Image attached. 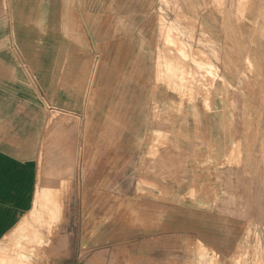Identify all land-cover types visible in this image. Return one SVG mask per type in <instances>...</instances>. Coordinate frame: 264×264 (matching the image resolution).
<instances>
[{"label":"crops","instance_id":"1","mask_svg":"<svg viewBox=\"0 0 264 264\" xmlns=\"http://www.w3.org/2000/svg\"><path fill=\"white\" fill-rule=\"evenodd\" d=\"M187 2L198 15L183 12L202 21L209 38L228 39L232 57L246 62L250 56L252 74L244 63L233 60L227 66L235 78L224 67V77L219 74L229 88V102L240 101L244 112L242 106L239 112L231 105L229 111L206 106L213 90L206 87L219 81L203 79L194 63L172 54L161 36L163 14L145 0H0V240L25 220L30 224L23 230L33 227L34 221L40 227L50 224L62 206V166L49 168L40 177V188L35 189V183L48 121L52 114L63 113L85 114L89 129L83 209L70 210L66 229L69 239L85 248L78 264H208L211 249L227 261L247 246L249 223L239 213L229 214L234 206L226 198L218 205L206 200L202 193L208 180L201 168L186 162L184 173L177 176L157 171L163 145L167 158L169 149L192 154L197 144L204 143L200 154H207L204 160L210 165L213 144L230 158L228 167L220 168L222 173L231 172L236 163L239 167L244 187H227L229 195L233 190L236 197L248 196L251 205L257 203L258 191L264 189V106L259 105L258 114L248 109L253 94L243 74H254L252 87L261 91L264 0H249L244 24H256V31H240L239 36L231 26L233 20L222 29L220 19L204 9V0ZM169 20L179 23L178 17ZM185 25L182 38L193 44L190 38H200V32L185 30ZM164 52L167 59L197 73L192 95L186 93V80H170L165 68L159 78L158 55ZM237 72L242 73L239 81ZM174 83L180 91L173 90ZM155 113L162 124L170 125L169 130L157 129ZM228 114V134L234 140L230 145L224 131ZM146 151L148 173H143L139 167ZM45 183L50 187L47 209ZM194 191L200 192L198 200H193ZM30 213L36 218L28 217ZM199 241L209 248L206 258H201ZM22 246L26 249L25 243Z\"/></svg>","mask_w":264,"mask_h":264},{"label":"rangeland","instance_id":"2","mask_svg":"<svg viewBox=\"0 0 264 264\" xmlns=\"http://www.w3.org/2000/svg\"><path fill=\"white\" fill-rule=\"evenodd\" d=\"M147 6L152 7V9L156 10L158 13L163 14L160 17V29L162 39L164 40V44L166 47L169 48V50L172 52V54H176L177 58L179 60H187L191 61L195 64L196 68L200 71V76L207 80L213 82V77L207 72L208 68L213 70V72L218 74H222V67L226 69V73L228 75H231L235 78L234 71L230 70L227 66V63L232 60L240 65L241 63H244V66H246L247 70H250L249 72L252 74L251 66L252 60L250 56L246 57V62L243 60H240L239 56L232 57L228 53L229 45H228V39L223 41V38H217V41L212 40L209 38V34L206 31L205 24L198 20L197 18H194L192 16H187L183 11L186 10L189 13H195L194 10H192V7L188 6L187 0H145ZM201 2L203 0H200ZM239 1V2H238ZM241 1V3H240ZM249 0H212L211 3H209L207 0H204L205 2V10H209L210 14H214L217 16V18L220 19V25L226 27V25H230L231 23H227L228 20H233V23L231 26H233V29L237 31L238 36L240 35V31H250L253 30L256 31L257 25L254 23H249L247 25L244 24L245 21V13L246 8ZM222 2V3H221ZM181 4H184L183 6H180ZM240 3V4H239ZM190 4V2H189ZM240 5V6H239ZM185 6V7H184ZM246 6V7H245ZM201 9V8H200ZM242 12V13H241ZM239 16H238V15ZM184 16L182 19L181 16ZM198 15V14H197ZM196 15V16H197ZM178 17L179 23L169 20V18H173L174 20ZM168 18V19H167ZM236 18V20L234 19ZM182 20L184 22H182ZM235 20V21H234ZM186 24V25H185ZM166 25H174L179 30V34L175 36L176 38H172L169 36L168 30L170 29ZM181 25H185L183 27L186 29H191L195 32H200V38L197 36L190 38L192 45L194 46L192 49L190 47V43L185 42V40L182 38L184 35V31L182 30ZM264 25V24H263ZM228 27V26H227ZM260 27V26H259ZM263 27V26H262ZM167 29V31H166ZM219 29V28H218ZM221 29V28H220ZM264 29V27H263ZM254 34V32H253ZM182 39L183 42L180 41ZM214 41V42H213ZM178 42V43H177ZM182 44L180 46H183L182 48L178 46L179 44ZM178 44V45H177ZM188 45V46H187ZM195 45H199L202 48L206 50H200L197 49ZM179 47V48H178ZM178 48L179 50H177ZM228 48V49H227ZM172 49V50H171ZM189 51V52H188ZM205 53H204V52ZM188 52V53H187ZM164 60L162 67H167L166 71H169L168 68L172 70V78L173 80L177 79L179 81H185L188 82V74L185 76V78L178 77L175 72H183L184 70H189L188 68H185L180 65L179 61L177 60H169L167 59V55H165L164 52ZM204 56V57H203ZM213 60L218 68H216L215 64H212ZM166 62V63H165ZM192 76L194 77L195 84L197 83V73L191 70ZM236 78L240 79V76H242V73L237 72ZM243 76L247 79L249 85L247 87L248 91L251 92L252 99H248V102L250 106L248 105V109L250 111H253V114H258L259 112V105L264 106V87L260 89L256 87H252L251 80L254 78V74L249 78L245 74ZM163 77H164V69H163ZM171 77V76H169ZM187 77V78H186ZM224 77V76H223ZM180 78V79H179ZM215 81V80H214ZM217 82V80L215 81ZM220 84V79H219ZM228 84V83H227ZM230 86V85H228ZM209 89V86L206 87ZM227 88V87H226ZM190 93H194V87L193 88H186ZM223 89V87L221 88ZM218 86L213 87L211 99H207V101H211V107L208 106V103L206 101V106L210 109H218L229 111V106H235L236 110L239 112L241 111V106L243 107V112L246 109L244 105L241 104V102L234 101L229 102L230 98H225L222 96L220 98V95H223V91ZM228 89V88H227ZM240 89V88H238ZM220 90V91H219ZM219 91V92H218ZM263 94V96H262ZM229 95V91H228ZM217 99L219 102H217ZM240 104V106H238ZM250 107V108H249ZM79 117L75 118L72 117L68 119L63 127H57L55 129H46V133L42 139V142L40 144V149L38 152V174L36 178L35 183V189L40 188V177L43 178L45 172L52 168L53 166H62L67 167L66 168V175L61 174V179L64 181L63 183V191L60 195L62 206L56 213V216L54 215V218L51 220L50 224L47 225H39L38 222H33V227L29 226L25 230L21 229H15L14 234L11 235L8 234L4 236L0 240V251L1 249H5L9 253L12 252L13 248L19 247L14 245V243H25L26 244V254H28L31 257V260L28 262V264H56V262L59 261H65V264H78L81 259L85 257V248L82 246H79V242L76 243L75 240L69 239V232L66 230L68 228L69 220H70V210L77 207L78 209H83V194L86 190L84 186V177L82 174L83 164L85 158L81 156L79 153V147L81 143L89 144V138H88V130L86 126H82V119L80 116L83 114H78ZM223 116V114H220ZM153 124L155 125L157 129L160 128H166L169 130V126L167 124H162L159 121V115L153 114ZM78 121V122H77ZM69 122V123H68ZM73 124L71 127L74 128V136L70 139L67 137L65 133V127H70V124ZM229 114L227 115V122L224 123V131L225 136L227 139V144L230 145L234 142L233 137L231 134H228L229 129ZM84 127V128H83ZM82 131L84 132V136L82 135ZM259 138V135L255 131L254 135V141H256ZM71 140V141H70ZM73 140V141H72ZM160 140L157 141L158 147L161 145ZM72 143V144H71ZM75 146V148H74ZM163 156L162 159H158V171L157 173H161L162 170H169L170 176H177L182 173H184V170L186 168V162L191 166L192 168H201L203 170V177H206V180H208L206 184V188L203 195H205L207 201H213L216 205L223 204V199L226 198L228 201L229 206H234V210L231 211L229 214H237L239 213V216L244 218L251 227L247 231V237L246 242L248 243L247 246H242L238 252L231 257L229 260H224L220 254H216L215 250L211 249V257L208 264H264V189L261 191H258V201L257 203L250 204V199L248 196L246 197H236V193H234L233 190H231V193L229 195L228 188L229 186L238 185L239 187H244L243 181L239 178V167L237 163L235 164L236 167L231 169L230 171H227V173L221 172L220 168L222 166L228 167V163L230 164V158L227 156L225 151H221L218 148L210 150L208 155L213 158L210 165L207 166H200V163L204 162L205 157L201 154L203 153V149L205 148L204 143H200L196 145V151L192 154L177 152L174 150L169 149V154L166 157H164L165 153V146L163 145ZM74 148V149H73ZM213 148V147H212ZM154 152L153 151V158H154ZM201 153V154H200ZM161 156V155H160ZM158 153V158H161ZM234 162V160H233ZM168 163V164H167ZM140 171L143 173H148V155L146 151V156L144 157V162L139 167ZM153 172L155 170L153 169ZM61 179H60V185H61ZM237 180V182H235ZM213 182L216 183L213 184ZM200 192L194 191L193 195L198 200ZM227 204V203H226ZM252 206V208H251ZM30 212V211H29ZM28 212V213H29ZM34 216V217H33ZM36 213H30L28 217L31 219L36 218ZM73 222H74V215H71ZM36 232V234H35ZM37 235V236H36ZM18 237V238H17ZM41 237V239H40ZM72 238V237H71ZM36 241H42V244L40 246H32L35 244ZM32 244V245H31ZM204 244L202 241L198 242V246L200 247L201 251V258L202 255L205 256L208 254L207 251L209 248H207V245L204 244V247L202 245ZM10 248V249H9ZM35 248V249H33ZM209 258V257H208ZM83 264V263H82Z\"/></svg>","mask_w":264,"mask_h":264},{"label":"bare ground","instance_id":"3","mask_svg":"<svg viewBox=\"0 0 264 264\" xmlns=\"http://www.w3.org/2000/svg\"><path fill=\"white\" fill-rule=\"evenodd\" d=\"M239 2V1H238ZM237 2V3H238ZM249 2V1H248ZM222 3V2H221ZM240 3H241V1H240ZM239 3V4H240ZM246 4H248L247 2H246ZM240 6V5H239ZM248 6V5H247ZM246 7V6H245ZM144 9V8H143ZM247 9V8H246ZM242 13V12H241ZM238 15V14H237ZM239 16V15H238ZM167 27H169L170 29L168 30V32H169V36H171L172 38H176L175 36H177V34H179L178 32H179V30L177 29V27H175L174 25H166ZM162 31V30H161ZM166 31H167V29H166ZM254 31V30H253ZM251 35V34H250ZM180 41L181 42H183V45L185 44L184 43V41L182 40V39H180ZM178 43V42H177ZM165 44H166V42H165ZM178 45V44H177ZM180 45H182L181 43L178 45V46H180ZM185 46L186 45H184V47L183 46H180L181 48L183 47V48H185ZM188 46V45H187ZM190 47H191V49L194 47L192 44H190ZM179 48V47H178ZM178 48H176L177 50H179ZM172 50V49H171ZM189 52V51H188ZM187 52V53H188ZM204 52V51H203ZM205 53V52H204ZM164 55V54H163ZM158 57H159V62H158V74H159V78H161V77H163V69L165 68V70H167V67H165L164 66V68L162 67V64H163V58H164V56H162V55H158ZM170 57V56H169ZM204 57V56H203ZM96 58V57H95ZM98 58V57H97ZM169 59V58H168ZM173 60H174V58H172ZM98 64H99V61L97 60L96 62H95V65H94V67H93V70H92V73H93V76L95 77V73H96V68H97V66H98ZM213 64V63H212ZM184 66V65H183ZM169 69V71H167L168 72V74L171 76V77H169V79L171 80L172 79V81H174L173 80V76L171 75L173 72H172V70L170 69V68H168ZM191 69V68H190ZM207 72L213 77V82L212 83H214L216 80L217 81H219V79H220V84L219 85H217L220 89L223 87V89H221L222 91H223V95H220L221 97L220 98H222V96H224L225 98H229V95H228V89L226 88L227 86L225 85V80L223 79V77H221L219 74L217 75V73H215V72H213V70H211L210 68H208V70H207ZM171 73V74H170ZM175 74L178 76V77H180L181 79L182 78H185V76H187L186 74H188V82H187V85L188 86H186V88H193L194 86H195V80H194V77L192 76V73H191V70H184L183 72L181 71V72H179V73H177V72H175ZM179 78V79H180ZM187 78V77H186ZM215 80V81H214ZM92 83V82H91ZM157 83V82H156ZM165 83V82H164ZM169 84V83H168ZM163 85V84H162ZM157 86V85H156ZM180 86V85H179ZM90 87V86H89ZM178 87V84H175L174 83V85H173V90L174 91H180V89L179 88H177ZM179 89V90H178ZM209 89H213V88H209ZM234 89V88H233ZM90 90V89H89ZM92 90V89H91ZM234 90H236V89H234ZM220 91V90H219ZM218 91V92H219ZM237 91V90H236ZM183 93V92H182ZM237 93V92H236ZM240 93V92H239ZM88 94H90V93H88ZM181 94V93H180ZM191 95H192V93H191ZM87 96V95H86ZM182 96V95H181ZM184 96L186 97V95L184 94ZM190 96V95H189ZM197 96V95H196ZM89 97V96H88ZM85 101H86V99H85ZM87 102V101H86ZM217 102H219L218 101V99H217ZM238 102H240V101H238ZM88 103V102H87ZM207 103H208V106L210 107V108H213V106L211 107V104H212V102L209 100V101H207ZM242 103H244V102H242ZM238 106H240V104L238 105ZM186 112V111H185ZM173 113V112H172ZM156 114H158V113H155V115ZM159 115V114H158ZM48 117V116H47ZM72 117H75V118H78L79 117V115L78 114H63V113H59V114H52V116L50 117V119H49V121H48V124H47V127H49V128H57V127H63L64 126V124H65V122L68 120V119H70V118H72ZM80 118L83 120V119H85V114H83L82 116H80ZM47 119V118H46ZM233 120V119H232ZM231 120V121H232ZM78 122V121H77ZM180 122V121H179ZM233 122V121H232ZM69 123V122H68ZM181 123V122H180ZM192 123V122H191ZM73 124H75V123H73ZM187 125V124H186ZM82 126H85V121L83 120L82 121ZM170 126V125H169ZM189 127V126H188ZM75 128V127H74ZM74 128L73 127H65L64 129H65V133H66V135H67V137L68 138H72L73 136H74ZM84 128V127H83ZM82 135L84 136V132L82 131ZM182 135V134H181ZM184 135V134H183ZM71 141V140H70ZM73 141V140H72ZM72 144V143H71ZM213 147V148H212ZM74 148H75V146H74ZM73 148V149H74ZM88 148H89V145L88 144H86V143H81V145H80V147H79V154L81 155V156H83L84 158H86V156H87V151H88ZM213 149H215V147H214V145L212 144L211 145V151L213 150ZM231 151V150H230ZM226 152V151H225ZM227 154V153H226ZM211 157H212V155L211 156H209V159H211ZM207 160V159H206ZM205 161V160H204ZM207 161H205L204 163H203V165H207ZM66 168L67 167H65V165H64V167H62L61 168V174L64 176V175H66ZM83 170V169H82ZM223 174V173H222ZM63 180L61 179V182H62ZM44 191H45V198H46V202H45V208L47 209V194H48V189L50 188L49 186H48V183H45L44 185ZM51 186V189H52V185H50ZM63 191V190H62ZM62 194V193H61ZM37 199L39 200L40 199V193L38 192V195H37ZM53 219V218H52ZM28 224H30V222H28V220H25L24 221V224H21L19 227H18V229H21V230H23L24 229V227H26V225H28ZM12 234H14V231H13V233ZM11 234V235H12ZM18 238V237H17ZM16 246H19V247H16V248H13V250H12V252H8V251H6L4 248L3 249H1V251H0V264H28V262L31 260V257L28 255V254H26V251H25V248H23V246H22V242H19V243H14ZM10 249V248H9Z\"/></svg>","mask_w":264,"mask_h":264}]
</instances>
